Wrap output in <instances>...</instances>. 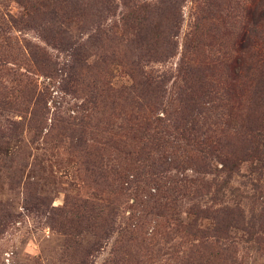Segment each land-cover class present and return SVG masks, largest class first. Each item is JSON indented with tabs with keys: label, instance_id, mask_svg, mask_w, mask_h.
Listing matches in <instances>:
<instances>
[{
	"label": "rangeland",
	"instance_id": "1",
	"mask_svg": "<svg viewBox=\"0 0 264 264\" xmlns=\"http://www.w3.org/2000/svg\"><path fill=\"white\" fill-rule=\"evenodd\" d=\"M106 1L0 0V264H264V0Z\"/></svg>",
	"mask_w": 264,
	"mask_h": 264
},
{
	"label": "trees",
	"instance_id": "2",
	"mask_svg": "<svg viewBox=\"0 0 264 264\" xmlns=\"http://www.w3.org/2000/svg\"><path fill=\"white\" fill-rule=\"evenodd\" d=\"M113 8H114V1L107 0L106 1V5L104 6V9L109 10V11H112ZM247 36H248V32H247V30H244V32H242L241 37L238 39V42H237V45H238L239 49L234 50V52L237 53V57L231 62V64H227V67L228 68H230V66L232 64L233 65H237L238 63L242 62V60H248V59L251 60V59H253V56H250L249 55L250 54V50L253 47H259L260 46V43L261 44L263 43V46H262L261 50L255 55V57L258 59V62L262 63L263 64L262 66H264V41L263 42L262 41L259 42L258 40H256L254 42V40H252V42H251V49L247 50V48H249L248 45H250V41H251L249 38H247ZM243 42L244 43H247L248 42V44H247L246 47L244 46V43ZM149 58H151L152 62H164L166 60V58H168V56L166 57V55H164L163 57L159 58V57H157V55H149ZM251 68H253V67H248V69H251ZM193 74L194 73H192L190 75V78H191V76H193ZM140 75H144V73H141V74L139 73L137 75V77L140 76ZM146 75H147L146 77H147V82L148 83H149V81H154L156 83H159L158 86H157V88H155L156 89L155 91L162 92V90L160 89V83H163L164 82V78H163L164 75L158 76L156 79H153V78L151 79L150 78L151 77L150 76L151 73H150V75H148V74H146ZM235 169H236V167H234L231 170V172L232 173L235 172ZM226 184H230V181H227ZM257 185L258 184L253 183V186H257ZM234 192L235 191H233L231 193V195L236 194V192L235 193ZM235 205H236V208H233V210L230 209V210H228V212L224 211L223 214H225L227 217H232V218H235L236 217V219H237L238 222L240 221V222H243L244 223V221H245L244 220L245 219V214H244V211L242 210V207L240 206V201L239 202L238 201H235Z\"/></svg>",
	"mask_w": 264,
	"mask_h": 264
}]
</instances>
